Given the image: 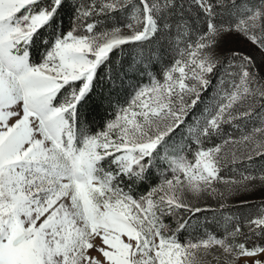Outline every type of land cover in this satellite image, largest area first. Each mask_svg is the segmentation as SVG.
Segmentation results:
<instances>
[{
  "label": "rangeland",
  "instance_id": "obj_1",
  "mask_svg": "<svg viewBox=\"0 0 264 264\" xmlns=\"http://www.w3.org/2000/svg\"><path fill=\"white\" fill-rule=\"evenodd\" d=\"M99 2L108 10L129 8L117 26L73 36H88L100 43L110 36L125 38L144 30V5H139L136 0ZM147 3L151 21L155 22L160 0H147ZM28 9L22 10L18 16L39 12ZM263 21L264 3L261 11L252 10L231 26H214L210 22L205 32L184 34L180 38L167 36L168 44L158 38L131 45L135 50L133 57L146 49L154 58L168 54L172 60L159 79L141 70V80L132 88L127 104L97 135L108 131L109 138L119 144L118 136L123 133L118 125L124 121L117 118L128 110L129 117L132 112L136 113V122L141 125L139 133L129 135L137 147L159 137L152 160L160 173L159 182L139 198L126 192L116 180L114 170L129 169L137 157L136 152L144 151L113 149L105 152L102 137L98 145L89 143L97 136L79 138L77 143L74 105L78 93L74 90L59 104L51 101L53 108L72 105L63 113L66 123L58 127L59 143L51 135L45 139L43 133H30L29 126L22 125L23 148H28L32 141H43L36 147L46 151L41 159L16 166L15 173H22V178L10 180L9 175L0 178V218L4 221L5 233H13V241L5 236V246L0 247V264H47L56 255L50 256V250L56 249L52 242V224L58 220L67 223L56 224L55 239L65 243L61 236L66 228L73 235L74 243L68 257L86 255L95 264H110L101 249L110 253L117 251L104 243L102 237L118 245H131V256L138 264H144L150 257L155 258L162 241L184 248V264H255L264 261V253L245 256L240 248L243 245L240 241L246 239V233L240 232L241 221H245L247 230L253 232L260 227L253 222L264 218V180L259 179L264 174V151L259 153L264 150ZM183 25L184 22L177 24L180 29ZM66 38L54 42L41 64L47 62L57 43ZM157 42L162 44L159 51H156ZM22 43L12 50L11 55L23 57L27 53L20 50ZM226 50L246 54L240 58L244 61L235 64L237 67L243 64L242 70L237 76V68L228 74L224 72L209 85L208 73L217 57ZM254 56L255 62L250 58ZM27 63L33 67L41 65L31 64L28 55ZM4 70L6 74L18 71L7 63ZM19 70H23L22 65ZM203 89L206 92L202 103L199 107L194 106ZM141 93L145 95L140 96ZM12 107L19 110L18 106ZM153 110H156L155 114L149 115ZM187 112L191 113L189 117ZM14 122L15 118H10L8 125ZM113 122L117 126L108 129ZM0 131H8L3 121H0ZM166 135L167 138L161 140ZM205 135L212 136L217 143L211 139L204 146L200 138ZM217 147L220 152L213 153L216 177L203 182L199 179L200 170L195 169L196 176L190 182L182 166L195 168L199 153ZM106 155L114 157L103 169L96 157ZM255 167L258 171L249 174L248 170L254 171ZM229 171L234 174L230 176ZM168 181L173 183L170 185ZM172 208H179L184 214L186 222L182 236L164 221ZM46 216L49 221L44 227L47 247L44 242H32L36 240L35 232L30 238L26 237L29 229L41 228ZM216 241H223V244ZM138 251L144 256L138 255Z\"/></svg>",
  "mask_w": 264,
  "mask_h": 264
},
{
  "label": "trees",
  "instance_id": "obj_2",
  "mask_svg": "<svg viewBox=\"0 0 264 264\" xmlns=\"http://www.w3.org/2000/svg\"><path fill=\"white\" fill-rule=\"evenodd\" d=\"M136 2L141 6L144 5V0H136ZM263 3L264 0H160L159 12L155 17L156 21L150 22L147 35L144 38L115 45L96 64L91 73L90 81L85 76L79 80L65 83L57 91L52 102L59 104L67 99L73 90L77 92L78 98L74 105L76 142L78 143L79 138L82 137L97 136L106 128L108 122L116 116L118 111L127 104L132 88L138 85L137 83L141 80L139 79V72L141 70L150 72L153 77L159 79L163 76L165 67L172 61L168 54L154 58L153 53L146 51V49L133 57L135 50L131 49V45L158 38H162L164 43L168 44L167 36L180 38L184 34L205 32L210 22L214 26H231L252 10L261 11ZM128 8L129 6H124L122 10L119 8L108 10L99 0H59V3L57 0H37L28 10L31 12L47 10L51 13L50 18L26 41H22L20 50L27 51L28 60L31 64H41L56 40L66 38L69 33L82 35L94 31L109 30L120 24L121 17L126 14ZM84 11H88L90 14L85 17L83 16ZM180 22H184L182 29L177 26ZM88 25L92 26L90 31L87 30L86 26ZM159 45L162 44L156 45L158 46L156 51L161 50ZM262 45L264 47V40H262ZM167 48L169 47L167 46ZM245 55L243 51L239 50L222 52L208 73V84L212 85V82L220 74L222 75L224 72L228 74V71H233L235 68H237V76L242 70L243 64L238 67L235 64L241 63L240 60ZM250 58L254 62L256 61L255 56ZM85 84H87L86 89H84ZM82 89L84 90L81 94ZM205 90L200 92L199 99L196 100L194 106H200ZM190 114L187 112L186 116L189 117ZM212 138V136L205 135L201 136L200 139L206 146V142L211 141ZM212 141L217 143L216 139H212ZM158 144L148 152L137 151V157L132 161L129 169L114 170L116 180L134 198L145 195L159 182L160 173L152 161L153 153L157 150ZM112 155L103 156L97 162L98 165L103 169L107 168L108 160L114 157ZM256 167L253 168L254 171L248 170L249 174L256 173L258 171ZM233 172L229 171L228 174L232 176ZM169 212L164 217V221L168 223L171 230H175L179 236H182L185 232L186 222L183 212L179 208H172ZM240 227V232L246 233V239L240 241L245 248L255 250L264 246V226H260L251 232L247 230L245 221H241Z\"/></svg>",
  "mask_w": 264,
  "mask_h": 264
},
{
  "label": "snow or ice",
  "instance_id": "obj_3",
  "mask_svg": "<svg viewBox=\"0 0 264 264\" xmlns=\"http://www.w3.org/2000/svg\"><path fill=\"white\" fill-rule=\"evenodd\" d=\"M36 2L37 0H0V121H3L4 126L8 128L7 132L0 131V178L9 175L10 180L17 177L22 178V173H15L17 165L23 166L22 162L31 163L33 160H39L46 151L36 147L42 144L43 141H32L28 148H23L25 141L21 133L22 125H28L30 133H43L45 139L51 135L52 139L56 143H59L58 127L66 123L63 113L67 111L69 107H72V105L60 108L51 107V101L57 91L65 83L79 80L85 76L90 81L92 78L91 73L96 64L106 56L115 45L126 43L129 40H140L144 38L147 35V29L151 22L150 6L147 0H144L145 27L143 31H138L136 34L125 38H113L110 36L100 43H97L94 38H89L88 36H73L72 33H69L64 41L57 43L55 51L49 54L47 62L40 66L33 67L29 66L27 63V53L21 57L18 55L13 56L11 52L20 42L26 41L32 33L50 18L51 13L47 10L18 16V13L34 5ZM57 3H59V0H57ZM89 14L88 11L83 12V16L85 17ZM86 27L89 31L92 28L91 25ZM92 56L95 57L94 60L90 59ZM5 63H7L9 67L14 65L18 71L16 73L9 71L6 74L4 70ZM21 65L23 66L22 71L19 70ZM86 88L87 84L84 86V89ZM84 89L81 90V94ZM141 95H145V93H141L140 96ZM193 103H195V101ZM14 105L18 106L17 109L19 110L13 109L12 106ZM155 111L156 110H153L149 115H154ZM124 112V115L117 118L118 120L124 121L123 124L118 125L123 133L118 136L120 141L119 144L109 138L108 131L101 133L97 137L91 138L89 143L98 145L102 137L105 152H111L113 149H119L125 152L132 150L148 152L155 148L156 144L159 142V137L148 143L141 144L139 147H137L135 140L129 138L130 134L139 133L141 125L136 122L135 112L131 113V117L127 115L128 110H124ZM10 118H15V122L11 126L8 125ZM145 119H147V117H145ZM212 124L216 126L215 121H213ZM128 125L132 127L129 129L127 127ZM114 126H117L116 122L110 123L108 129H112ZM29 139H31V137H29ZM122 145L127 146L122 147ZM262 151L264 150L259 151V153ZM219 152L220 148L217 147L199 153L195 168L191 166H182V171L188 177V180L191 182L196 176L195 169L200 170L199 179L203 182L207 181L210 177L215 178L217 168L215 166L216 161L213 159V153ZM96 159L99 160L101 157L97 156ZM189 169H193V171L190 172ZM37 171H39V169H37ZM250 179L256 180L257 177H250ZM259 179L264 180V174H262ZM168 183L171 185L173 182L168 181ZM149 204H151V201H149ZM53 207L55 208V205ZM17 223L22 222L17 221ZM32 223L34 224L35 221H32ZM48 223L49 221L46 216L44 223L41 224V228L39 230L29 229L26 233V237L30 238L33 232H35L36 240L32 242L34 244L44 242V238L47 235L44 232V227ZM57 223L66 224L67 221L58 220L52 224V242L56 244V249L50 250V256L53 253H56V255L53 256L47 264H95V262L86 255L78 256L73 254L72 257H68V252L71 251L74 243L73 235L72 232L66 228L64 235L61 236V240L65 241V243L61 244L60 240L55 239L57 235ZM253 223L257 226H264V218L258 219ZM3 225L4 221L0 218V247L5 246L3 243L5 236L9 241H13V233H5ZM102 239L104 243L117 249L115 253H110L101 249L102 255L108 259L110 264H138L131 256V245H118L109 241L107 237H102ZM47 243L48 242H44L45 247H47ZM215 243L223 244V241H216ZM205 246H207V244H205ZM88 247L91 248L92 245ZM240 248L245 256H255L258 253H264V248L249 250L245 248L244 245H241ZM61 249H63V251H60ZM137 254L144 256V254L139 251ZM61 256L63 259L60 258ZM184 256V248L180 245L162 241L157 250V256L155 258L150 257L149 260L144 261V264H156L157 260H159V264H184ZM255 264H264V261L255 262Z\"/></svg>",
  "mask_w": 264,
  "mask_h": 264
}]
</instances>
